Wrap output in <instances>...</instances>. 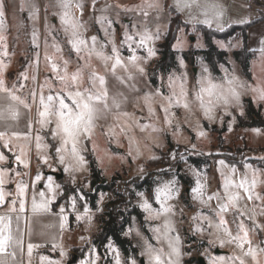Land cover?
<instances>
[{
  "label": "snow or ice",
  "instance_id": "obj_1",
  "mask_svg": "<svg viewBox=\"0 0 264 264\" xmlns=\"http://www.w3.org/2000/svg\"><path fill=\"white\" fill-rule=\"evenodd\" d=\"M98 0H91L88 7L92 12L99 11L96 23L101 26L104 34V41H100L97 35L85 38L84 33L87 30L79 17L84 15L85 3L83 0H55L54 7L58 11L53 12V16L58 17L61 30L67 38V45L70 54L76 57L75 71H69V65L72 63L71 55L65 58L63 49L56 37L49 30L48 17H44L45 41L43 60L48 74L44 77L43 83H37L36 71L39 69L40 52L34 51L33 55L26 58V64L22 65L21 70L16 75V80L11 87L8 86L5 73L9 67L6 58L9 56L7 35H6V4L5 0H0V208H6L3 214H0V264H33V255L35 250L41 248L43 244L34 243V223H39V218L51 216L57 218L56 224H48L43 227L51 229L58 226V232L55 234L46 233L41 230V237L48 235L53 250H58L60 259L51 260L49 257L39 255V264H64L67 259V249L63 244L66 234L72 231V220L77 225H84L83 231L87 233L93 226L95 212L91 208L87 195L83 188L91 190L90 182L85 179L82 187L77 186V173L89 171V161L83 154L87 148L82 147L85 141L93 142L95 130L98 126L106 130L102 135L109 141L118 142L116 127L119 126L120 134L128 139L127 155L132 158L133 163L139 158L140 152L136 149L133 155L135 137L128 136L127 125H120L122 118H129L130 113L125 111V106L129 103V96L140 93L137 99H142L147 108L149 116H155L156 113L152 107L156 97H159L160 111L164 113V123L168 128H172L171 117L173 108H183L190 111V105L185 90L186 74L177 75L171 73L168 76L167 87L170 90L169 95H163L160 88L151 89L146 84L145 91L141 92V77H146L145 65L157 56L155 48L171 23V12H169V21L165 26L166 30L161 32L160 25L155 26V30L149 28L148 18L154 11L162 10L159 0H141L136 5L121 4L119 0L116 3H105L97 9ZM199 8V15L192 14L193 6ZM171 7L175 8L177 13L188 12L185 20L186 24L192 25V33L196 35L197 24L205 25L215 30L225 31L224 17L226 9L220 0H207L202 6L200 0H174ZM19 11H27V19L32 22L31 44L33 49H39V30L35 27L39 19L40 8L35 0H22ZM45 13L48 6L45 5ZM115 11L116 20L109 19L105 13ZM79 13V16L76 15ZM121 13H135L144 18L142 23H133L131 27L122 24L120 21ZM160 19L159 14L155 17ZM248 18H242L238 23L243 26L251 23ZM121 23L122 33L119 46L115 42L116 28L115 24ZM227 27H232L229 23ZM176 43L172 45L173 51H180L182 45L186 42L188 33L184 28L177 29ZM52 36V42L49 43L47 37ZM214 43L225 51H230L236 45L242 46V40L239 37H233L228 44L224 41L216 40ZM111 47L109 53L106 49ZM201 48L200 37L197 35V42L194 45ZM126 48L128 56L122 55V49ZM51 49V53L49 52ZM144 55H140V52ZM259 56L253 61L254 66L257 63H264V39L260 40V48L257 50ZM95 58L100 61L105 73H110L114 80L121 86L115 90L110 89L109 81L106 75L101 74L93 66L92 60ZM181 68L185 67V61L182 57H177ZM221 70L224 72L223 85L212 82L210 70L207 66L201 64V73L197 84L200 85L195 99L199 102V108L205 119L213 121L215 119L216 107L223 103L225 115H231L227 106L231 102L238 105L240 115H243L242 105L240 103V91L243 87L239 78L234 73L221 64ZM87 70V80L90 86L82 87L85 71ZM31 71V75H30ZM254 78L255 75H254ZM31 80L32 87H28ZM251 90L256 94L255 101H264V87L257 84ZM27 93L24 94V90ZM126 89V91H125ZM47 91V95L45 92ZM207 97V99H206ZM70 102V103H69ZM35 108V115L33 109ZM116 122L113 125H100L98 122L107 121L109 117ZM24 121L23 130L20 129L21 121ZM235 122V117L231 123ZM51 136L57 144L52 145L54 155L49 151L50 145L43 143V137L39 132L50 125ZM136 127L142 133H146L149 138L153 133L159 131L153 124H142L137 122ZM256 135H264L259 129L253 130ZM179 135V127L176 126L173 136ZM197 139L205 138L207 133L199 125L196 131ZM23 140L28 143V150L23 148L14 151L17 145L15 141ZM35 150L38 162V170L34 176H30V181L25 182L24 176L29 172H20V168L30 169V153ZM159 146V145H158ZM11 153L7 156L4 150ZM97 145L93 142L91 152L96 158L97 164L101 163V158L97 155ZM193 144L185 152L172 151L169 158L174 162L182 161L189 166L191 174L194 177V183L188 190V195L194 204H198L200 209L190 217L192 225V235H199L201 238L207 236L209 246H231L235 251L232 256H211L208 249H204V254L210 257L209 264H260L261 258H264V240H257L253 243V237H259L264 233V195L257 191L259 187L264 186V169L253 168L250 164H243V172L237 167L228 164L224 159H217L216 172L221 177V192L208 194L206 192V172L202 173L200 169L189 164L187 155H200ZM207 155H213L208 153ZM217 156L220 154L217 153ZM16 165L15 168L2 167L9 160ZM123 159V157H121ZM150 160L159 159L156 155H151ZM264 160V157H260ZM47 167L50 172L63 170V173L69 177L72 184V191L66 193L63 186L56 182L51 175L44 174L41 169ZM227 170V173L225 172ZM137 171L143 175L145 169L143 165L137 168ZM161 173H169V179L157 182L153 189V202L158 207H153L144 192H136L138 197V207L144 212L145 221L160 220L163 218L161 227H151L152 239L156 245L161 242L167 245L168 251L164 252L162 247L153 245L150 240L142 235L135 227V218L133 226L123 232L128 237L133 232L143 240L144 247L140 255L145 257L146 264H181L183 255L191 253L181 252V237L176 233L175 221L172 219L177 215L176 205L173 201H178L180 196V180L178 174L172 169H160ZM19 179L13 180V174ZM14 183L15 189L9 190L6 184ZM43 184V188L38 189L37 185ZM38 195V199H37ZM106 194L101 193L97 199L95 211H102L101 205ZM12 197V199H9ZM64 197L65 203L58 204V200ZM215 201V204H213ZM251 205V207L249 206ZM207 209V212L204 211ZM184 209H180L182 216ZM231 216V220L228 217ZM24 219L25 228H21V219ZM15 222V228L13 224ZM28 236V242L25 245L24 236ZM70 238V237H69ZM79 240L82 243L89 244L87 259L81 260L80 264H99L100 260L107 261L111 256V264H140L135 257H129L127 261L123 260L119 249L114 245L110 238L102 245L104 249L103 256L99 250L91 244L90 237L81 235ZM26 249V251H25Z\"/></svg>",
  "mask_w": 264,
  "mask_h": 264
},
{
  "label": "rangeland",
  "instance_id": "obj_2",
  "mask_svg": "<svg viewBox=\"0 0 264 264\" xmlns=\"http://www.w3.org/2000/svg\"><path fill=\"white\" fill-rule=\"evenodd\" d=\"M22 0H5L6 4V18H5V24H6V35H7V45H8V52L9 56L6 58V62L9 63V67L5 73L6 82L9 87H11L12 83L16 80L17 73L21 70L22 65L26 64V58L33 55L34 51L40 52V64L39 69L36 71L37 75V83H43L45 75L48 74V69L45 67V63L43 60L44 55V41H45V27H44V17L47 15L48 17V23H49V30L53 33V35L56 37L57 41L60 43L62 49H63V55L65 58H68L71 55L72 63L69 65V71H75L76 69V57L72 54H70V51L68 49L67 45V38L64 34V32L61 30V26L59 23V19L56 16H53V12L58 11L54 7L55 0H35L36 4L40 8L39 12V19L36 21L35 27L39 30V43L40 48L39 49H33L31 44V32H32V22L27 19V11L24 13H21L19 11V7ZM85 3L84 8V15L82 17H79L81 22L85 24L86 31L84 33L85 38H90L92 35H97L100 41H104V34L101 31V26L96 23V17L100 16L101 13L99 11L92 12L90 8L88 7V4H90L91 0H83ZM116 3L117 0H98L97 3V9H99L101 6H103L105 3ZM121 4L125 5H136L141 3V0H119ZM161 6L162 1L159 0ZM45 5L48 6V11L45 13L44 8ZM112 15L109 17L108 13H105L104 15L108 16L109 19L116 20V13L115 11H111ZM165 12V9H164ZM163 7L162 10L158 9L157 11H154L152 15L148 18V27L155 30V26L157 24L160 25L161 32H164L166 30V19H164V13ZM159 14L160 19L157 20L155 17ZM77 16H79V13H76ZM174 13H172L171 19L173 18ZM120 21L122 24H127L129 27L133 23H142L144 18L142 16H137L135 13H121L120 15ZM182 21V20H181ZM183 22V21H182ZM177 26L178 28H184L185 32L188 33L186 42L182 45V48L180 51H174V57L176 61V66L173 68H169L167 70H163L158 72V85L156 87L152 86L150 82L148 81V76L141 77V92L147 90L146 84H148L151 89L160 88L163 95H169L170 90L167 87V80L168 76L171 73H175L177 75L186 74V83L184 85L185 90L187 92V98L190 105V111H186L183 108H173L171 111L174 114L171 117L172 120V128H168L164 123V113L160 111V103L162 101L159 97L155 98V101L153 102V109L156 113L155 116H149L147 108L144 106V102L142 99H137L136 97H139L141 94L136 93L131 96H129V103L125 106V111L130 113L129 118H122L119 122L120 125H127V133L128 136L135 137V145H134V151L133 155L136 154V149L139 150L140 156L139 158L133 163L132 158L127 155L128 152V139L123 135L120 134V128L119 126L116 127V132L118 134V142L117 141H109V139L102 135V132L106 130L104 127L98 126L95 130L93 142L97 145V155L101 158V163L97 164L96 158L91 152L92 143L89 141H85L82 144V147L87 148V151H84L83 154L85 155L86 159L87 156H93L97 166L101 169V174L103 178L106 180H110L112 176H116L119 178V182L116 183L114 190L123 192V188L126 185L127 181H135L137 179L143 178L147 175L152 177L153 179V187H152V194L154 187L157 186V182L163 178V180L169 179V173H161L160 169H167L172 168L177 174L182 175L185 180H183L179 176L180 180V196L178 201H173V203L176 205L177 215L174 216L172 219L175 221V228L177 230L176 233H173V235L178 234L181 237V252L182 253H191V255H183L181 258V264H185L186 259L193 258L190 263L188 264H202L198 262V258H201L204 262V264H209L210 257L206 254H204V249H208V251L211 253V256H224L229 257L234 254V249L231 246H209L208 244V237L205 236L201 238L199 235L193 236L192 235V225L190 224L189 220L190 217H192L196 212L200 209V206L198 204H194L191 201L190 196L188 195L189 188L194 183V177L191 174V171L189 169V166L184 164L182 161L174 162L169 158V153L172 151L177 152H185V149H190L193 144L196 145V149L199 153H202L200 155H187V159L189 161V164L194 166L195 168H198L201 170L202 173L206 172V177H203L206 182V192L208 194L215 193V192H221V177L216 172V164L215 161L217 159H224L228 164L232 165L234 164L237 169L240 172H243V164L248 163L253 168L257 169H264V160H261L260 157H264V135H256L254 134V129H259L262 132H264V128L262 127H248V126H238L237 125V116H243L244 115V106H243V99L244 98H250L252 100V103L255 107L260 106L259 114L261 118L264 121V101H255L254 102V95H256L252 90L251 87H255L257 84H259L261 87H264V77L261 75V69L259 68L260 63H257L258 65H252L251 68V77L250 80L247 78L244 73L242 72L239 63L235 59L233 55V51L238 49L240 45H236L235 47H232L230 51L226 52V64H223L229 72L234 73L236 75L240 82L242 83L243 87L239 89L240 91V103L242 105L243 109V115H240V112L238 110V105L233 101L227 106V110L231 113V115H225V105L223 103L219 104L215 109V119L213 121H209L205 119L202 115V112L199 108V102L195 99L196 93L199 91L200 85L197 84V80L199 79L201 73V64L207 66L210 70L212 82L216 84L223 85L224 83V72L220 68V63L218 64L219 73L215 74L211 71L208 63L205 61V44L202 32L200 29H197V34H191L192 33V27H188L180 24L176 18L171 22V26ZM173 26V27H174ZM116 33H115V42L117 46H119L121 41V33L123 31L121 23L115 24ZM167 31V30H166ZM177 33V31H176ZM178 34V33H177ZM176 34V36H177ZM197 35L200 37V43L203 45L201 48H196L194 45L197 42ZM233 38H227L225 40L220 38H212V41L221 40L224 41L225 44H228L229 40ZM48 42H52V36L47 37ZM164 40V35L162 38L156 42L155 48L157 50V56L153 59H151L146 65V73L148 70L154 65L155 61L160 57V50L158 47V44L161 43ZM176 43V39L173 42V44ZM172 44V45H173ZM215 46L220 49L216 43H214ZM172 47V46H171ZM173 49V48H172ZM222 50V49H221ZM51 49H49V52L51 53ZM109 53L111 52V47L109 46L108 49H106ZM123 56H128V51L126 48H123L122 50ZM140 55H144V53L141 51ZM180 56L185 61V67L181 68L177 57ZM92 64L96 69L101 73L107 76L109 81V87L110 89H117L121 88V86L114 80V78L111 76L110 73H105L103 70V66L100 61L93 58ZM31 75V71H30ZM254 75L256 78H254ZM31 80L28 82V87H32ZM82 87H88L90 86L88 84L87 80V70L85 71L84 80L82 82ZM126 91V89H125ZM27 93V89L24 90V94ZM47 95V91L45 92ZM207 99V97H206ZM70 103V102H69ZM33 115H35V108L33 109ZM233 117H235V122L231 123L233 120ZM142 123V124H153L157 129H159L158 132L153 133L152 137L149 138L146 133H142L139 128L136 127V123ZM100 125H113L116 124V122L112 119L110 116L107 121H100L98 122ZM24 127V123L22 124ZM199 127L204 130L207 133V136L205 138L197 139L196 131L197 127ZM176 126L179 127V135L173 136V132L175 131ZM55 127V125H50L46 127L45 129L41 130L39 134L43 137V143H47L50 145L49 151L54 155V148L51 147L52 145H55L58 143V141H54L51 136V128ZM17 147L14 149V151H19L20 148H23L25 151L28 150V143L23 140H18L14 142ZM159 145V146H158ZM208 153H212L213 155H207ZM219 153L220 155L217 156L216 154ZM151 155H156L159 157L157 160H150L149 157ZM31 162H30V169H25L21 167L19 170L20 172H29V175L24 176L23 179L25 182L30 181V176H34L38 170V162L36 159V154L33 146V150L30 153ZM123 157V159H121ZM195 158L197 161H199V165L193 164L191 162V159ZM10 167L14 168L16 165L12 164V160H9ZM143 165L144 166V173L141 175L137 168ZM89 167V165H88ZM41 171L46 175H51L56 180L57 183L63 184L68 183L67 186V193H70L72 191V184L69 180V177L63 173V170H59L57 172H50L47 167H42ZM227 173V170H225ZM59 173L61 174V178L57 179L53 174ZM77 186L82 187V183L85 179L89 182V171L88 172H81L77 173ZM13 180L19 179L20 177H16L13 173ZM37 188H43V184L37 185ZM15 189V184H14ZM88 188H83V191H87ZM258 192H260L262 195H264V186L259 187L257 189ZM136 192H144L146 194V197L149 199L150 202L151 199L149 198V193L147 191L138 190L135 191V203L138 205V197L136 196ZM101 193H99L100 195ZM106 194L105 199L103 201V204L101 205L102 211H103V205L105 202H107L110 198L113 197V191L112 192H104ZM98 195V197H99ZM37 195V199H38ZM65 203V198L61 197L58 202ZM213 204H215V201H213ZM251 207V205H249ZM153 207H158V205H153ZM183 208L184 212L183 215H180V209ZM102 211H94V222L93 226L90 228V230L85 233L83 231L84 225L81 224L79 226V234H78V246L77 243H74L72 236L70 238H65L64 240L69 243V247L72 248L74 244V248L77 249L76 254L74 256L70 257V255L67 253V259L64 262V264H80L81 260L87 259L88 257V250H89V244L88 243H82L79 240V237L81 235H87L90 237L91 241V234L96 230L97 222L95 220V217L102 213ZM205 212H207V209H204ZM144 219H145V213ZM133 218H135V227L142 233V235L146 238H148L142 231L139 221L135 216L131 217L130 224L126 226L123 232L127 231L130 226H133ZM231 216L228 217L229 220H231ZM72 222L74 221V217L70 218ZM57 221V220H56ZM261 222L264 223V218H261ZM163 223V218L160 220H152L146 222V228L150 233L151 239H152V232L149 230L151 227H161ZM73 224V223H72ZM123 235V233H122ZM124 236V235H123ZM126 237V236H125ZM130 239L135 247L138 249V254L133 255L131 257H135L138 261H140V264H146L145 257L140 255V252L142 248L144 247L143 240L140 236H137L135 232H133L130 236L127 237ZM189 238V242H185L186 239ZM257 240H264V233H261L259 237H253V243H256ZM153 242H151L153 245H156V241L152 239ZM115 245V244H114ZM77 246V247H76ZM117 248L118 246L115 245ZM157 247H162L164 249V252L167 253L168 248L167 245L163 242H161L160 245H156ZM85 247V248H83ZM188 247V251H184V248ZM119 249V248H118ZM218 249L219 253H215V250ZM120 251V250H119ZM53 253V251H52ZM121 253V251H120ZM54 254V253H53ZM39 255H44L49 257L51 260L55 261L53 257H51L48 254H45L43 252H39L37 261L39 264ZM123 260H125L122 256ZM111 256L108 257L107 261L100 260L99 264H111ZM126 261V260H125ZM166 264V262H165ZM248 264H251V261L248 260ZM260 264H264V258H261Z\"/></svg>",
  "mask_w": 264,
  "mask_h": 264
},
{
  "label": "trees",
  "instance_id": "obj_3",
  "mask_svg": "<svg viewBox=\"0 0 264 264\" xmlns=\"http://www.w3.org/2000/svg\"><path fill=\"white\" fill-rule=\"evenodd\" d=\"M251 2L258 8L256 16L250 19L252 22L249 24L243 26L239 24H232V27H226L225 31H218L214 28L209 29L203 25H196L203 35L205 44V61L208 63L213 73H219V63L226 64V52L224 50L218 49L213 43L212 38H220L225 40L233 36L239 37L242 40V46L240 45L238 49L234 50L233 55L239 63L244 75L250 79L249 61L253 55V52L247 47L246 32L250 26L264 21V0H251ZM171 11L174 13L171 22L174 20V18H176L180 24L185 26L188 25L181 21V18L177 12H175L173 9H171ZM173 26H171L170 23L169 27L167 28L166 35H164V40L158 44L160 57L147 72L148 81L154 87L158 85V72L176 66L174 51L171 46L176 39L177 26ZM243 106L244 115L237 116V125L264 128V121L259 114L260 106L255 109L250 98L243 99ZM5 153L7 156L11 157L10 153L7 151H5ZM87 160L89 161V182L91 184V190L88 189L85 191V194L87 195L88 202L93 211H95L97 207L99 193L113 191V197L105 202L102 213L95 217L97 226L96 230L91 234V244L94 245L103 256L104 249L102 245L107 242V238H110L111 241L118 246L123 258L127 261L129 257L139 253L133 242L122 235L126 226L130 224L132 216L137 218L143 233L151 242H153L150 233L146 228L144 214L135 203V191L143 189L149 193V198L153 202V194L151 191L153 187V179L147 175L135 181H127L123 188V192H120L114 190L116 183L119 182L118 177L112 176L110 180H106L103 178L101 169L97 166L94 157L88 155ZM191 162L197 166L199 165V161H197L195 158H192ZM179 176L185 180L182 175ZM67 186L68 183L63 184V189L66 193L67 191H70L67 190ZM154 204L155 203L153 202V205ZM189 241L190 239L187 238L185 242ZM184 251H188V247H185ZM192 260L194 259H186L184 262L185 264H188Z\"/></svg>",
  "mask_w": 264,
  "mask_h": 264
},
{
  "label": "crops",
  "instance_id": "obj_4",
  "mask_svg": "<svg viewBox=\"0 0 264 264\" xmlns=\"http://www.w3.org/2000/svg\"><path fill=\"white\" fill-rule=\"evenodd\" d=\"M161 1H162L163 12L165 9V12L163 14H164V19H166V22H167L166 25H167L168 21H169V12H171V16H172L173 12L171 11V9H173L175 11V8L171 7L173 5L174 0H161ZM206 2H207V0H200L201 6ZM220 3H222L224 8L226 9V15L224 17V23H225L226 27L229 23L238 24V23H234V22L239 21L242 18L251 19L254 16H256V13H257L258 7L255 4H253L251 2V0H220ZM192 14L193 15H199V8L196 7L195 5L192 8ZM111 15H112V12H108V16L110 17ZM178 15L180 16L181 20L185 23V20L188 16V12L185 11L183 13H178ZM197 25H202V24H197ZM203 26H205V25H203ZM188 27H192V25L188 24ZM213 28L215 29V25H213ZM261 39H264V21L258 22L256 24L250 26L246 32L247 47L249 50H251L253 52V55L249 61L250 80L252 79L251 68H252V65H254L253 61H256L258 56H259V52L257 50L260 48V40ZM256 65H258V64H256ZM259 68L262 70L260 73L264 77V63H260ZM23 123H24V121L22 120L21 124H20L21 130H23V125H22ZM5 151H7V150L5 149ZM8 153H10V152H8ZM12 164H13V162H12ZM2 167L11 168L9 161H8V163L3 164ZM6 188L9 190H14V183L6 184ZM9 199H12V197H9ZM5 211H6V208H0V214H3ZM56 220H57V218H54L51 216H43V217L39 218V221H40L39 223L33 224L34 235L32 237V241L34 243L43 244V246L41 248L35 250L34 255H33V264H38L37 257H38L39 252H43L45 254L50 255L51 257H53L55 259V261L60 259L59 251L53 250L51 248L50 243H45V241L49 240L50 237L48 235L41 237L40 235L35 234V233H39L41 230L45 231L46 233H52V234L57 233L58 232V226L53 227L51 229H46L43 227L44 225H48L50 223L56 224L57 223ZM20 226L22 229L25 228V222H24L23 217L21 219ZM13 227L15 228V222L13 224ZM71 227H72V231L70 233L66 234L64 239L72 236V237H74L73 238L74 243H77L78 242L79 228H77L76 223L71 224ZM24 241H25V245H26L28 242V236L27 235L24 236ZM63 244H64L65 248L68 250L67 253L70 255V257H72V256H74V254L78 253L77 249L74 248L75 247L74 244H73L72 248L69 247V245H68L69 243H67L65 240H63ZM76 245L78 246V243ZM25 251H26V249H25ZM52 251L54 254L52 253Z\"/></svg>",
  "mask_w": 264,
  "mask_h": 264
},
{
  "label": "water",
  "instance_id": "obj_5",
  "mask_svg": "<svg viewBox=\"0 0 264 264\" xmlns=\"http://www.w3.org/2000/svg\"><path fill=\"white\" fill-rule=\"evenodd\" d=\"M53 175H54L57 179L61 178V174H59V173H54ZM219 252H221V251H219L218 249L215 250V253H219ZM198 262L204 264V262H203V260H202L201 258H198Z\"/></svg>",
  "mask_w": 264,
  "mask_h": 264
},
{
  "label": "built area",
  "instance_id": "obj_6",
  "mask_svg": "<svg viewBox=\"0 0 264 264\" xmlns=\"http://www.w3.org/2000/svg\"><path fill=\"white\" fill-rule=\"evenodd\" d=\"M72 223L75 224V221H73Z\"/></svg>",
  "mask_w": 264,
  "mask_h": 264
}]
</instances>
